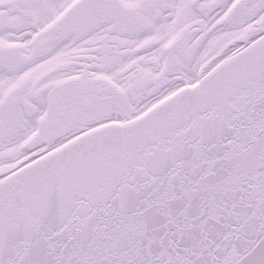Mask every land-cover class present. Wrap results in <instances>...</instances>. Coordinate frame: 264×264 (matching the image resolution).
<instances>
[{"label":"snow or ice","instance_id":"obj_1","mask_svg":"<svg viewBox=\"0 0 264 264\" xmlns=\"http://www.w3.org/2000/svg\"><path fill=\"white\" fill-rule=\"evenodd\" d=\"M0 264H264V0H0Z\"/></svg>","mask_w":264,"mask_h":264}]
</instances>
